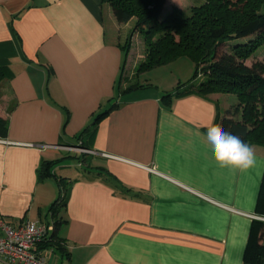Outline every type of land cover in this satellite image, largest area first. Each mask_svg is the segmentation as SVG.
Wrapping results in <instances>:
<instances>
[{
    "label": "crops",
    "instance_id": "1",
    "mask_svg": "<svg viewBox=\"0 0 264 264\" xmlns=\"http://www.w3.org/2000/svg\"><path fill=\"white\" fill-rule=\"evenodd\" d=\"M133 23L103 0H0V214L56 224L50 264H247L264 145L246 172L219 167L206 130L236 95H176L189 58L136 73Z\"/></svg>",
    "mask_w": 264,
    "mask_h": 264
},
{
    "label": "trees",
    "instance_id": "2",
    "mask_svg": "<svg viewBox=\"0 0 264 264\" xmlns=\"http://www.w3.org/2000/svg\"><path fill=\"white\" fill-rule=\"evenodd\" d=\"M103 1L109 4L118 22L134 19L125 49L127 52L133 33L138 32L144 44V57L137 63L136 73L179 57L189 58L194 64L193 77L199 76L200 79L176 95L235 94L236 104L222 117L217 115L215 124L249 145H264V58L246 63L260 46H264V0H203L201 4L191 6L189 13L177 5L164 12L167 0ZM4 78V71L0 68V82ZM7 130V116L0 114V137H5ZM52 164L44 162L39 177H43L44 170L45 174H50ZM65 198L63 191L52 202L49 207L52 215L57 206L65 203ZM257 209L264 214V180L259 190ZM262 227L264 220L253 221L254 235L249 237L244 252L247 264H264V231L256 235ZM55 230L56 224L42 243L52 239Z\"/></svg>",
    "mask_w": 264,
    "mask_h": 264
},
{
    "label": "built area",
    "instance_id": "3",
    "mask_svg": "<svg viewBox=\"0 0 264 264\" xmlns=\"http://www.w3.org/2000/svg\"><path fill=\"white\" fill-rule=\"evenodd\" d=\"M79 149L90 151L83 147ZM251 217L264 220V215L251 214ZM53 227L49 222L33 219H24L13 225L0 214V258L3 257L6 264H50L38 245Z\"/></svg>",
    "mask_w": 264,
    "mask_h": 264
},
{
    "label": "clouds",
    "instance_id": "4",
    "mask_svg": "<svg viewBox=\"0 0 264 264\" xmlns=\"http://www.w3.org/2000/svg\"><path fill=\"white\" fill-rule=\"evenodd\" d=\"M205 140L211 146L212 159L221 168L246 172L257 164L254 147L220 125L207 126Z\"/></svg>",
    "mask_w": 264,
    "mask_h": 264
},
{
    "label": "rangeland",
    "instance_id": "5",
    "mask_svg": "<svg viewBox=\"0 0 264 264\" xmlns=\"http://www.w3.org/2000/svg\"><path fill=\"white\" fill-rule=\"evenodd\" d=\"M203 2V0H167V4L165 5V8H164V12H168L169 10H170V8H171V6L172 5H177V6H179L180 8H182L184 11H185V13H189V11H190V7L191 6H196V5H199V4H201ZM241 40H246V38L245 39H241ZM142 41V43H141V45L143 46H141V52H142V50H143V48H144V44H143V40H141ZM226 45H227V47L229 46V44L228 43H226ZM144 51V50H143ZM182 59H185V60H189L187 57H181ZM262 58H264V46H260L258 49H257V51H256V53L255 54H253V56H251L250 58H248L247 60H246V63H251V61L252 60H254V59H262ZM179 69H182L181 67L179 68ZM200 78H199V76H196V77H194V78H190L189 79V81L188 82H185L184 84L187 86L188 84H190V83H195V82H197L198 80H199ZM212 93V92H211ZM214 93H216V92H214ZM9 97L8 96V94H7V92L2 88V86L0 85V106H1V104H3L5 101L7 102V103H9V101H10V97H9V99H7L6 100V98L5 97ZM233 96V95H232Z\"/></svg>",
    "mask_w": 264,
    "mask_h": 264
}]
</instances>
